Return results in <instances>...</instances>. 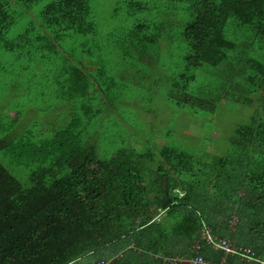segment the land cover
Returning <instances> with one entry per match:
<instances>
[{"label":"trees","instance_id":"obj_1","mask_svg":"<svg viewBox=\"0 0 264 264\" xmlns=\"http://www.w3.org/2000/svg\"><path fill=\"white\" fill-rule=\"evenodd\" d=\"M11 1L28 7L38 0H0V48L32 56L35 43L40 57L49 58L50 51L60 54L65 62L58 70L60 94L67 99L84 96L93 81L85 55L73 57L60 39L95 33L90 0H51L40 11L37 33L26 28L9 38ZM170 1L183 4L187 18L180 36L189 47L185 68L171 84L179 94L176 104L195 115L211 112L220 100L233 96L247 105L260 100L257 109H264V57L253 54L252 47L256 41L264 43V0ZM162 20L155 23L156 30L167 21ZM230 23L235 37L226 35ZM150 28L149 23L134 25L131 46L156 42L158 35L148 34ZM195 70L206 77L198 88L190 85ZM10 109L13 117H0V264H96L111 255L109 264H181L164 257H191L195 241L205 259L218 263L222 251L201 237L203 224L253 251L255 260L229 256L231 264H264L262 114L235 126L224 156L166 143L143 149L123 144L113 154L99 156L95 144L82 137L81 119L71 116L47 134L40 127L18 129L20 106ZM8 166L22 173L24 182ZM232 180L245 185L249 195L256 193L257 200L228 191ZM222 202L228 203L226 211L207 209L221 208L214 203ZM159 209L163 215L156 220ZM233 213L238 222L231 223ZM117 250L122 252L113 257ZM95 251L100 253L97 260L79 261Z\"/></svg>","mask_w":264,"mask_h":264},{"label":"rangeland","instance_id":"obj_2","mask_svg":"<svg viewBox=\"0 0 264 264\" xmlns=\"http://www.w3.org/2000/svg\"><path fill=\"white\" fill-rule=\"evenodd\" d=\"M50 1L38 0L28 7L23 2L11 1L7 10L14 22L6 36L14 38L26 28H31L32 35L37 33L41 27L40 11ZM139 5H146V8L139 9ZM89 6L95 33H72L60 39V44L73 57L87 56L86 59L83 56V61L88 63L93 81L84 96L74 95V98L67 99L60 94L58 70L65 65L60 54L50 51L49 58L40 57L35 43L30 46L31 51H35L32 56L0 48V117L14 115L15 110L8 109L19 104L17 128L40 127L47 134L64 125L71 116L77 117L82 122L79 127L82 137L95 144L99 156H109L123 144L143 149L165 143L197 154L204 150L211 156H224L235 126L248 122L253 114L264 116L263 107L257 109L262 101L241 104L233 96L220 100L213 111H199L195 115L176 104L175 98L179 94L171 91V84L177 73L185 68L184 55L189 49L180 36L187 18L181 2L90 0ZM162 18L167 21L156 30L154 25L163 21ZM137 23H149L148 34L156 32V42L148 43L144 48L143 42L131 46L129 34ZM232 28L230 23L225 29L229 37L237 34ZM252 47H256L253 54L264 57L263 42L256 41ZM195 71L196 80L190 85L198 88L206 77L199 70ZM211 156L204 158L211 160ZM8 168L24 182L22 173L18 175L14 167ZM216 183L215 179L213 183L211 181L209 192ZM226 185L227 190L236 193L237 197L257 200V194L249 195L245 185L234 180ZM214 205L221 208L207 209L219 213L218 209L221 212L227 210L225 205L228 203ZM231 216L238 222L237 213ZM121 252L117 250L113 257ZM98 256L100 253L95 251L79 261L91 262ZM111 258L112 255L104 260L110 261ZM181 264H188V261Z\"/></svg>","mask_w":264,"mask_h":264},{"label":"built area","instance_id":"obj_3","mask_svg":"<svg viewBox=\"0 0 264 264\" xmlns=\"http://www.w3.org/2000/svg\"><path fill=\"white\" fill-rule=\"evenodd\" d=\"M180 195L182 192L177 189ZM163 210L159 209L155 219L158 220L159 217L162 215ZM231 223H235V217L231 219ZM201 237L215 250H220L221 255L219 257V262L215 263L212 260L205 259L202 254L199 252L200 250V243L199 241H195L192 245L194 254L189 257L185 258L183 256H174V257H164L165 260L173 262V263H181L185 260L188 261V264H231V261L228 259L229 256H237L239 259L249 261L255 260L253 251L244 245H239L226 237H219L211 232V229L208 225L203 224L201 229ZM112 259V258H111ZM108 261L105 260H98L96 264H108ZM262 262V261H260ZM66 264H74V261H70Z\"/></svg>","mask_w":264,"mask_h":264}]
</instances>
